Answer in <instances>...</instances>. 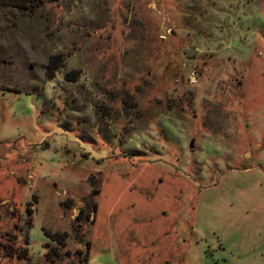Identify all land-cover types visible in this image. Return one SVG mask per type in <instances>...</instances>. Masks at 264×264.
Returning a JSON list of instances; mask_svg holds the SVG:
<instances>
[{"label":"rangeland","instance_id":"obj_1","mask_svg":"<svg viewBox=\"0 0 264 264\" xmlns=\"http://www.w3.org/2000/svg\"><path fill=\"white\" fill-rule=\"evenodd\" d=\"M0 264H264V0H0Z\"/></svg>","mask_w":264,"mask_h":264},{"label":"trees","instance_id":"obj_2","mask_svg":"<svg viewBox=\"0 0 264 264\" xmlns=\"http://www.w3.org/2000/svg\"><path fill=\"white\" fill-rule=\"evenodd\" d=\"M57 68H58V66H57L56 62L55 63H53V62L51 63L50 62V66L48 67V70H47L48 77L53 78Z\"/></svg>","mask_w":264,"mask_h":264},{"label":"water","instance_id":"obj_3","mask_svg":"<svg viewBox=\"0 0 264 264\" xmlns=\"http://www.w3.org/2000/svg\"><path fill=\"white\" fill-rule=\"evenodd\" d=\"M192 146H193V141L190 142L189 147L192 148Z\"/></svg>","mask_w":264,"mask_h":264}]
</instances>
